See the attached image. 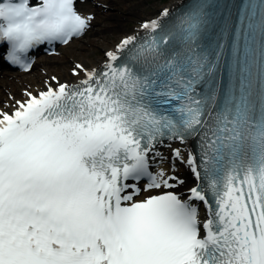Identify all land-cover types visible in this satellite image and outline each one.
Here are the masks:
<instances>
[{"label":"snow or ice","instance_id":"obj_1","mask_svg":"<svg viewBox=\"0 0 264 264\" xmlns=\"http://www.w3.org/2000/svg\"><path fill=\"white\" fill-rule=\"evenodd\" d=\"M207 6L167 24L165 8L99 68L0 109V264H264V0L227 49L203 42ZM91 20L75 0H0L3 59L27 71ZM158 146L171 173L150 170ZM176 161L197 181L183 199Z\"/></svg>","mask_w":264,"mask_h":264},{"label":"bare ground","instance_id":"obj_2","mask_svg":"<svg viewBox=\"0 0 264 264\" xmlns=\"http://www.w3.org/2000/svg\"><path fill=\"white\" fill-rule=\"evenodd\" d=\"M147 1L148 0H113L100 6L93 5L87 7L85 9V14L91 15L92 20L90 21V27L86 34L80 38L72 39L67 45L62 47V49L56 50L54 55L38 59L34 64V68L28 73H21L11 77L0 76V109L9 112L13 111L14 108L12 105H14L15 100L26 99L24 95L26 90L36 94L46 90L47 84H52V86L55 87L56 82L52 80V77H56L60 83L77 81L84 75L83 72H80L79 76L73 75L72 69H74L77 64H82L88 69L100 67L105 61V52L107 50H114L115 45L125 36L139 34L141 32V24L145 22L148 17L159 16L161 11L165 8L172 11L182 0H168L161 8L152 13L150 11V14H147L145 10ZM114 7H121V11L126 12L125 14L132 18L134 24L128 28L125 23L119 21H114L112 23L108 22L100 26L92 23L97 15L104 14L105 18H108L112 15V12H107V10L110 11ZM94 13L96 14L93 15ZM109 33L116 35L111 38ZM96 50L102 51V53L91 56L92 52ZM103 53L104 55H102ZM6 105H8V107H5ZM190 144L191 143L186 141L184 145H180L179 142L176 141L172 143V147H182L187 150L191 149ZM157 150L163 153L164 159H157L153 162L156 163L154 172L159 168H163L171 173L172 169L168 168L169 166L172 168L173 164L171 149L158 146ZM184 155L186 156V151ZM180 168H186L191 173L186 178L174 173L184 181L183 184L177 185L174 190L184 193L185 187L193 183L194 177L186 164L176 161L175 169L179 170ZM203 212V208L201 207V215H203Z\"/></svg>","mask_w":264,"mask_h":264},{"label":"rangeland","instance_id":"obj_3","mask_svg":"<svg viewBox=\"0 0 264 264\" xmlns=\"http://www.w3.org/2000/svg\"><path fill=\"white\" fill-rule=\"evenodd\" d=\"M167 1L168 0H148L146 2V7H145V10L147 11V14H150V11L152 13L155 10L161 8V6H163V4H165ZM121 10H122L121 7H119V8L114 7L110 11L107 10V12H112V15H110L108 18H105V15L104 14L97 15L96 16V19H94L92 23H94V25H99L100 26V25H103V24L108 23V22L109 23H112L114 21H119V22L125 23L128 28L131 27L134 24L132 18H130V16H127L125 14L126 12L123 11L124 12L123 13ZM104 12H106V11H104ZM86 33H87V31H86ZM109 35H111V38H112L116 34L112 35L111 33H109ZM99 53H102V51H99V50L93 51L92 54H91V56H93L94 54L95 55H98ZM184 176L185 177L188 176L186 170H184Z\"/></svg>","mask_w":264,"mask_h":264}]
</instances>
